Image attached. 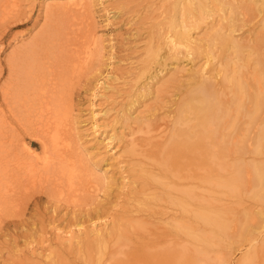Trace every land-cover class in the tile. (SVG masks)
<instances>
[{"label":"bare ground","instance_id":"1","mask_svg":"<svg viewBox=\"0 0 264 264\" xmlns=\"http://www.w3.org/2000/svg\"><path fill=\"white\" fill-rule=\"evenodd\" d=\"M20 1L0 0V40L4 24L9 29L27 21ZM102 1L47 4L37 23L12 36L3 58L0 48V223L6 230L12 226L18 240L19 218L29 201L36 205L47 196L49 205L94 204L100 219L112 216L101 227L77 231L96 233L93 242L81 243L82 264H231L237 250L243 252L236 264H264V0H152L149 14L139 16L149 26L137 21L145 24L137 27L146 35L128 57L134 63L130 89L125 101L110 109L106 124L125 126L121 137L132 136L126 141L127 164L140 179L135 180L140 191L126 195L120 214L89 193L100 175L76 144L72 115L79 84L93 81L114 89L100 81L116 59L115 45L106 50L97 29L95 9ZM123 3L118 10L129 11ZM204 23L208 29L201 30ZM182 59L191 64L190 76L180 82L171 126L161 119L154 122L158 127L149 123L145 137L135 138L145 131L138 127L143 115L136 114L135 103L155 91L163 72L171 71L170 61ZM109 72L118 79L119 72ZM109 135L107 142L119 133ZM37 142L41 148H35ZM103 180L107 187L99 182L98 190L109 197L115 180L107 174ZM221 185L237 194V206L215 189ZM77 211L70 225L82 227L88 211Z\"/></svg>","mask_w":264,"mask_h":264},{"label":"rangeland","instance_id":"2","mask_svg":"<svg viewBox=\"0 0 264 264\" xmlns=\"http://www.w3.org/2000/svg\"><path fill=\"white\" fill-rule=\"evenodd\" d=\"M67 1L68 0H60V1L59 0H23V1H20L21 2V3L19 2L20 9L21 11H23L24 9L23 13L28 17V18L26 17L27 21L17 27L15 26L13 28L9 27V29H7V24L6 25L4 24V26H2L3 31L6 34L0 40V48L3 47V50H1L2 52L1 57L2 58L5 57L10 51V49L12 48V45L11 46L9 45V42L12 41L11 40L12 36L16 32H17L16 34L22 35L24 33L22 32V30L25 31L26 28L32 27L33 23H37L40 20L39 17H42L41 13L42 11L44 12V9L47 4H48L47 6H50V5L52 6L58 3H66ZM99 1L101 2V0ZM122 1H124L123 4L126 5V8L127 7L129 8V11H127L126 9L125 11L122 8H121L122 11L121 9L118 10V5L120 4L121 0L120 2H118L119 3L118 5L116 4L117 3L116 0H103L102 3H97L96 9H95L96 10L95 20L97 22L98 33L100 34V36H102L105 39L106 44L108 45V49L106 50L110 51L111 44L115 45L114 54L116 58L114 59V61L111 60L110 68L106 67L105 73L101 77L103 79H101L100 81L107 80V83L109 84L111 83L114 89L112 88L109 90L104 89L103 87L104 83L98 86L96 85V82H93V81L91 82L90 85L87 84L88 86L83 85V84L81 86V84H79L76 90V93L74 95L75 105L72 111L73 121L76 122L74 126L75 141L77 140L76 144H78V146L82 149V153L84 154L82 155L84 156V159L88 160L90 164V168L96 169V172H98V175H100L98 176L97 183H95L96 187L91 188L89 193L95 194L98 200H101L104 202L107 201L105 203V207H108L107 209L110 213L111 211L113 212V210H116L117 212L116 211L113 212V213L116 212V214H120L121 212L120 210L123 209L121 207L124 206L123 204L126 201L125 199H127L128 197V196L126 197V195L129 194L131 190L132 191L136 190V192H138L137 190L140 191L141 186L138 183L140 179L137 180L133 175V171L130 170L131 164H127L130 161L127 156L128 152L126 151L127 150L126 146L127 145L129 146V143H127L126 141L132 136H129V137L122 136L121 137V135L124 134L121 131L125 129V126L123 127L117 126L116 128H114L112 126H106V124L108 123L110 116H112L113 115L112 113L114 112L113 110H111L112 111L111 112L110 109L114 108V105L117 106L120 102L125 101L126 99L125 90L130 89L129 87V84L131 81L130 79H133L132 73H134V70H133V66L131 65L133 62H131V60L128 59V57L131 55H134L133 52H136L135 50L137 49L140 50V47L139 46L137 47V45L143 43V38H142L143 33L144 35H146V31L144 28L147 29L149 26V23L148 24L146 23V19L144 17L141 18L139 16H141L142 14L146 15L148 12H150L149 6L152 0H122ZM104 9H107L108 11H105ZM215 17L219 18V15H216ZM209 20L212 21L213 19H209ZM137 21L138 22L144 21L147 26L144 27L145 24L140 25ZM42 22L43 21L41 20L40 23ZM253 24L256 25L257 21L254 23L251 22L249 24V27H251V29L246 28L244 32H251V30L254 29ZM137 26H142L144 28H142L143 30H141ZM203 29L204 30L208 29V26L206 27L205 23L203 24V27L201 28V30ZM137 30L139 31L141 30L142 32L141 37L137 36V33H136ZM201 30L194 32V35L201 33L202 32ZM244 34L246 35V33ZM23 37H26V35ZM4 47H7L8 49L7 48L4 49ZM203 61H204L203 59H200L199 64H202ZM187 62L189 61H185V59L170 61L168 64H171L170 66L172 67H170L169 65L168 67H170L171 71L168 73L166 72V75H164L165 72H163V78H161L160 82L156 83L153 86L152 90L153 91L155 90V91L152 94L146 95L145 97L144 96L140 97L138 104L135 103L136 109H137L136 114L138 113V115L139 114L143 115V118H141L143 121L142 122L143 124L141 125L143 126L138 124L139 125L138 127H142L145 130L144 132L137 131L136 134L133 135L135 138L137 137L141 138L143 136L145 137L146 131L148 127L150 126V124L152 123L153 125L154 122L160 121L161 119L166 118V120H168L167 122L168 125L171 126L170 123L173 122V118L171 117L173 115L171 114H174L173 110L175 107L174 100L178 99L179 94H180L179 93L180 92V82H182L181 84H183L189 81L188 76H190L189 70H190L191 64H188ZM229 64H227V66ZM130 69L133 72H131ZM107 70L110 71L109 74L110 73L113 74L114 72H119L121 76L119 75L118 79L117 77L110 78L107 76ZM111 70L113 73L111 72ZM126 71H128L130 74L129 73L124 74L126 73ZM169 73L173 75H170ZM169 79L171 81H169ZM157 81H154V83ZM124 82H126L125 83L126 85L124 84ZM109 96L110 98H108ZM93 112L95 114L94 118H93ZM146 118L149 120V122ZM151 120L152 122H150ZM93 122H96L98 124L97 128L93 127L92 125ZM154 126L158 127L160 125L159 124L155 125L154 123ZM95 129H97V131L99 130V132L95 133ZM156 131L158 132L157 128H156ZM115 132L119 133V135L116 136V138H114L113 141L109 140V142H107L108 141L107 139L110 136L109 134H112ZM34 146L35 148H41V144L39 142H37ZM145 160L147 163L150 162V160H148L147 158H145ZM223 161L224 160H221V162ZM219 163H217L218 168L219 166L222 165V163L221 164ZM106 174L107 176H111L113 180H115V184L111 185V187L113 186L114 188L112 187L113 189L111 188L109 189L111 191H108L109 193H111V195L107 192L110 195L109 197H106L107 194L105 193L104 195L102 193L103 192L102 190L101 191L98 190L99 189L98 184L101 185L100 183H102L103 186L107 187L105 181L103 180V175L105 176ZM135 180L138 182H136ZM122 181L127 182V183L123 184ZM121 184H122V187L125 186V188L120 187ZM106 187H104V189H107ZM221 188L223 189L221 190ZM215 189L219 190L220 194L225 193L224 195L227 198V201L228 199H230L233 205L237 206L239 204L237 200L238 198L237 194H234L233 192L228 193L230 192L228 187L221 185L219 187H215ZM181 191H180V199L184 197V196H181ZM119 192H121L120 195H119ZM122 193H124L125 195ZM203 193H201V195ZM205 193H204V196H205ZM45 197L47 196H42L41 197L42 199L41 198L39 199L38 204H36L37 206L34 205L35 203L34 200L29 201L25 209L26 210L25 213L21 216L22 218H19L21 225L19 226L18 231L21 229L23 233L19 231L20 232L19 234H22V235H19L18 240L14 239L13 235L11 236V232L14 233L15 231L12 228V226H10L8 230H6L3 227V224L0 223L1 224L0 227H2V229H0V264H63V262H60V261L64 259L66 261L68 260L67 261L69 262L68 264H72V262L74 261L75 262L73 264H80V263L82 264L81 243H89V241L91 240L93 242V240L96 238V233L95 231H93L92 233H90L88 237L86 236V234L83 235L84 233L79 235L77 231L78 230L83 231L84 228H86L87 230L89 229L91 230L92 228L101 227L102 223L104 224L105 221H108L112 218L111 216V218L109 219V217H106L107 216L106 215L103 219H100L103 214L97 213V214H100V218L94 214L95 212V210L93 212L94 204H91V205L84 204V205L77 207V206H65L64 204L62 205L61 203L55 202V204L52 203L51 204L52 206H51L49 205L50 202L47 203L48 201H47V198ZM104 197L109 198V199L104 200L103 199ZM110 198L112 199L110 200ZM234 199L237 200V202L235 201L233 203L232 200ZM110 201H113V202L110 203ZM104 202H101L100 205H102V203ZM114 203L116 205L111 207ZM38 208L40 209L38 210ZM111 208L112 209L114 208V209L112 210ZM77 209L78 210L83 209V210L88 211V214L87 212L83 213L85 214V216L81 215L82 213L79 214L81 216H84V218H81V220L82 219L87 220V222L84 221V224L82 225V227L73 226L72 224L70 225V223H72L71 221L73 220L72 217L70 216H73V215L75 216L74 211L75 210L77 211ZM88 209H91L92 212L91 211L89 212ZM70 211L71 212L73 211L72 214L70 213ZM89 215H91L92 218H90ZM89 219H92L90 223L88 222ZM94 224L97 226H95ZM66 226L67 227L69 226V228L73 230V233H70V232L66 233L67 231H64ZM4 233H7V234H4ZM60 237L64 238L65 242L61 241L63 239ZM69 237L70 238L72 237L71 239L73 240V242L68 240ZM65 238L66 239L68 238V239L66 240ZM65 248L67 249V251ZM242 252H243L242 250H237L234 252V254L232 255L233 260L231 264H236ZM50 255L51 256L55 255L53 256L55 257V259H51ZM129 260L130 259H128L127 261Z\"/></svg>","mask_w":264,"mask_h":264}]
</instances>
